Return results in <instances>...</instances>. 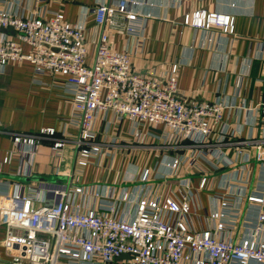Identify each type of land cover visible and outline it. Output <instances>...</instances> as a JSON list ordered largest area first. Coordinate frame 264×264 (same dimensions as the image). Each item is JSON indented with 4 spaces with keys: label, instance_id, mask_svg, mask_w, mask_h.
Wrapping results in <instances>:
<instances>
[{
    "label": "crops",
    "instance_id": "obj_1",
    "mask_svg": "<svg viewBox=\"0 0 264 264\" xmlns=\"http://www.w3.org/2000/svg\"><path fill=\"white\" fill-rule=\"evenodd\" d=\"M101 1L0 0V9L23 16L62 12L71 23L80 21L88 10L93 56L101 32L93 10ZM136 1L145 22L143 36L134 40L112 32V45L118 50H130L134 69L141 73L164 78L177 64L179 94L183 98L226 104L227 138L223 144L212 146L222 155L215 157L209 148L192 146L189 141L171 147L161 127H137L126 118L118 124L114 114L108 112L96 121L102 151L87 166H80L76 143L80 135L73 115L71 87L65 77L37 74L33 64L25 61L10 63L0 71V184L11 191L19 184L24 191L36 195L41 204L47 200L49 184L82 186L84 192L78 200L85 208L97 207L99 199H107L116 201L120 215L126 217L134 214L139 196L181 198V191H187L192 208L189 224L194 231L209 228V215L218 206L215 195L226 193L238 206L240 215L233 235L239 240L245 219L257 212L249 196L264 195V165L255 158L250 145L238 144L264 135V0ZM196 12L230 16L234 29L225 32L217 26L205 29L186 23L187 16ZM25 50L29 51V47ZM43 129H54V135L43 138L38 153L30 158L29 175L20 173L28 166V155L17 147L15 134H34ZM137 129L143 132L140 138L135 135ZM217 134L212 137L214 142ZM57 141L65 142L61 155L52 149ZM7 155L12 158L10 163L3 162ZM179 156L184 162L179 169H171L169 162ZM146 170L150 175L145 181ZM203 178L206 186L200 188ZM241 182L243 195L238 202ZM5 233V226H0V264H13V255L3 245Z\"/></svg>",
    "mask_w": 264,
    "mask_h": 264
},
{
    "label": "built area",
    "instance_id": "obj_2",
    "mask_svg": "<svg viewBox=\"0 0 264 264\" xmlns=\"http://www.w3.org/2000/svg\"><path fill=\"white\" fill-rule=\"evenodd\" d=\"M137 4L136 0H102L94 7V19L101 32L93 56L88 10L80 21L71 23L62 12L23 16L0 9V31L9 27L15 30L14 36L0 33V71L10 63L26 61L33 64L37 74L66 78L79 127L76 143L80 166H87L102 151L96 121L108 112L114 114L118 124L126 118L137 127H161L171 147L189 141L192 146L209 148L215 157L222 155L212 146L223 144L227 138L226 104L183 98L179 94L177 64L164 78L141 73L134 69L130 50L112 45V32L134 40L143 36L145 22ZM186 23L205 29L217 26L225 32L234 29L233 18L217 13L196 12L187 16ZM54 132L43 129L34 134H15L17 147L28 155V166L20 173L29 175L30 158L38 153L42 139ZM215 133L219 134L214 142ZM135 135L140 138L143 132L137 129ZM238 144L250 145L255 158L264 165V135ZM25 145L27 149H22ZM64 145L57 141L52 149L61 155ZM11 161L9 155L3 160ZM183 162L179 156L168 166L177 170ZM149 175L146 170L143 180ZM206 181L202 179L200 188L206 186ZM238 186L242 192L243 182ZM3 187L0 184V226L6 228L3 245L13 255V264H264V195L249 196L257 212L245 219L243 235L236 240L233 234L240 214L226 193L215 195L218 206L209 215V228L194 231L189 224L192 208L187 191H181V198L139 196L134 214L126 217L120 215L116 201L107 199H99L97 207L85 208L78 200L84 192L82 186L49 184L43 204L19 184L13 191ZM242 195L238 194V202ZM123 254L130 257L119 260Z\"/></svg>",
    "mask_w": 264,
    "mask_h": 264
},
{
    "label": "water",
    "instance_id": "obj_3",
    "mask_svg": "<svg viewBox=\"0 0 264 264\" xmlns=\"http://www.w3.org/2000/svg\"><path fill=\"white\" fill-rule=\"evenodd\" d=\"M3 32H12V33H15V30L14 28L12 27H9V28H6V29H2ZM130 257L129 254H123L122 256H120L118 259L121 260V259H128Z\"/></svg>",
    "mask_w": 264,
    "mask_h": 264
}]
</instances>
